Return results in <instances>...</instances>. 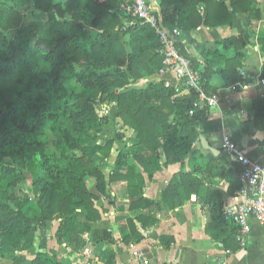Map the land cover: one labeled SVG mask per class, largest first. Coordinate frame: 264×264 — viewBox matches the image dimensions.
I'll list each match as a JSON object with an SVG mask.
<instances>
[{"label":"trees","instance_id":"trees-1","mask_svg":"<svg viewBox=\"0 0 264 264\" xmlns=\"http://www.w3.org/2000/svg\"><path fill=\"white\" fill-rule=\"evenodd\" d=\"M5 1L13 6L0 4V73L5 78L0 84V105L5 109L0 116V161L10 159L14 166H0V216L6 217L0 231V257L11 256L16 264H22L23 258L9 249L31 250L36 225L43 228L52 220L61 221L57 243L76 251L83 247L80 239L90 232V223L100 220L99 211L91 203L96 196L87 191L85 178H93L96 193L105 194L106 184L97 159L109 158L114 140L83 145L90 131L102 122L95 112V103L117 104L118 118L135 132L139 142L130 155L142 157L139 163H126L122 154L117 156L112 174L120 176L124 168L125 172L120 183L124 203L119 202L118 190L111 204L118 214L116 222L128 221V210L139 211L136 221L141 229L148 230L158 223L160 205L178 209L194 189L211 185L214 177L223 175L216 161H207L192 151L200 138L198 125L208 119L210 112L208 107L198 104L199 93L191 90L179 96L164 82L132 86L158 74L163 68V55L158 37L150 27L130 20L128 24L119 13L121 0H67L58 7L54 0H31L36 11L45 15L55 11L59 17L44 34L37 22L21 27L22 7L30 0ZM154 1L162 25L170 33L176 29L170 7L185 8L186 13H191L199 2L207 8L204 20L208 26L232 25L233 15L222 0H192L183 5L179 3L185 0ZM227 1L236 12L258 17L254 10L256 0ZM78 11L89 14L87 25L75 19ZM11 31H17V35L8 40L5 33ZM117 31L123 34L121 42L112 36ZM177 44L180 53L199 72L205 94L217 93L211 85L214 75L222 76L227 84L235 79L242 53L234 39L218 41L215 50L196 46L204 60L203 69L187 55L179 37ZM19 53L23 56L18 59ZM71 81H75L76 91L66 88ZM253 108L264 119V96L253 99ZM152 120L154 131L149 139L151 133L146 124ZM70 152H79L80 156L69 159ZM186 159L192 164V172L180 171L174 176L160 204L144 196L145 178L141 170L151 177L156 170ZM24 172L32 177L36 199L26 194H8L25 179ZM229 194H233L232 188ZM200 205L209 218L206 235L225 248L231 247L237 228L224 216L221 193L205 190ZM125 233L121 231L126 245L131 240H143L139 233L134 239ZM40 248L45 249V242ZM101 260L104 264L114 261L108 252L101 254ZM32 264L62 263L52 252L37 254Z\"/></svg>","mask_w":264,"mask_h":264},{"label":"crops","instance_id":"crops-1","mask_svg":"<svg viewBox=\"0 0 264 264\" xmlns=\"http://www.w3.org/2000/svg\"><path fill=\"white\" fill-rule=\"evenodd\" d=\"M186 1L188 4L192 0L182 1L179 5L185 4ZM30 2L33 5L31 0ZM222 2L233 15L231 26H208L204 20L207 8L201 2L191 13H186L185 8L175 9L174 6H171L169 11L187 55L198 61L200 69L204 67V60L196 46H203L206 51L215 50L218 41L228 38L234 39L241 46L242 59L240 65L236 67L235 79L227 84L222 76H213L211 85L217 88V102L213 108L209 109L208 119L198 125L200 137L204 138L212 149L218 151V154L214 155L211 151L204 150L200 138L192 147V151L200 153L207 161L217 162L219 171L223 175L214 177L211 185L203 187L205 190H218L223 197V208H226L237 201L234 200V194L238 187V165L222 150L223 138L229 137L242 153L264 168V119H260L253 108V99L264 96V86L261 85V81H264V0H256L254 10L258 17L255 18L252 13L236 12L227 0ZM36 13L40 12L36 11ZM51 15L53 14L46 16L52 17ZM56 16L58 18L56 20H59L57 14ZM112 36L119 42L123 39V34L119 31L112 33ZM150 82H164L166 86L178 92L179 96L188 94L173 73L166 75L158 73L140 79L132 86L142 87ZM109 104L113 115L118 117L117 104ZM123 129L126 137H131V140L129 142H126V139L114 141L111 154L108 159H105L102 172L104 175H106V169L112 170L123 145L133 143L135 132L127 127ZM141 171L145 178L144 196L160 204L162 194L170 180L180 171L192 172V164L189 159H186L181 163L156 170L151 177H148L143 170ZM118 177L112 174L111 183L115 181L116 184L107 187L106 200L102 201V206L97 208L100 220L90 223V232L82 236V239L88 241L93 248L86 247L91 252L92 260H98L100 264H104L101 254L108 252L113 256V264H264V232L258 222L249 220V232L244 237L243 243H239L235 237V241L229 248L223 247L206 235L205 228L209 218L208 214L201 209L202 194H199L197 189L190 193L188 201L178 209L169 210L160 205L161 210L157 215L158 223L154 227L143 230L139 225L137 226L143 240L139 243L124 244L118 227L119 223L115 221L118 214L111 205L115 201L116 191L119 190V197L123 195L120 184L123 176L119 179L120 181L117 180ZM230 188L233 189L232 195L229 194ZM134 212L126 211V218ZM257 225L260 227L258 228ZM54 238L55 246L48 245L46 240L45 249L34 250L36 247L34 243L30 251L23 252L20 256L24 260L22 264H32L33 256L30 259L27 256L32 251L36 255L48 253V247L55 252L58 243L55 235ZM161 238H164L165 245L161 243ZM83 252L80 263L86 264L92 261ZM69 259L71 264L77 262L75 257Z\"/></svg>","mask_w":264,"mask_h":264},{"label":"built area","instance_id":"built-area-1","mask_svg":"<svg viewBox=\"0 0 264 264\" xmlns=\"http://www.w3.org/2000/svg\"><path fill=\"white\" fill-rule=\"evenodd\" d=\"M119 13L125 17V20L137 21L155 32L163 55V68L159 74L173 73L185 90L199 93L200 106L211 109L216 105L217 94L207 95L203 92L199 72L192 68L190 60L178 49L179 35L176 30L170 33L163 27L161 16L153 0H121ZM261 85L264 86V81H261ZM222 150L238 165V187L234 194V200L237 201L223 208V213L225 218L237 228L236 240L243 243L244 237L249 232V220L258 222L264 232V168L242 153L227 136L223 138ZM83 253L92 260L88 248L84 249ZM86 264H100V262L92 260Z\"/></svg>","mask_w":264,"mask_h":264},{"label":"rangeland","instance_id":"rangeland-1","mask_svg":"<svg viewBox=\"0 0 264 264\" xmlns=\"http://www.w3.org/2000/svg\"><path fill=\"white\" fill-rule=\"evenodd\" d=\"M66 2V0H54V4L56 7L59 6V4H64ZM1 5L7 6V7H11L13 6L10 2L5 1V0H1L0 1ZM22 10L24 11V19L23 22L21 24V27H25L28 24L32 23V22H37L40 26H41V32L42 34H44L46 28L50 25V23L52 22V20H56L58 19L56 16V12H52L50 16H46L44 14L41 13H36V11L33 8V5L31 4V2L29 1V3H26L23 5ZM76 20H82L86 25L88 24L89 21V14L86 12H82V11H78L76 16H75ZM131 22H129L128 20V24H130ZM127 24V21H126ZM17 35V31H11V32H7L5 33V36L8 40H12L13 38H15ZM32 46V44L30 45V47ZM22 55V53H19L17 55V58L19 59ZM77 71H80V68L76 67ZM5 82V78L3 77V75L0 73V84H3ZM66 88L68 90H74L76 91V83L75 81H71V82H67L66 83ZM94 108H95V112L96 114L102 118V122L101 124H99V126L97 128H94L90 131L89 136L87 137V139H85L83 141V145L86 146H93V145H98V144H103L105 141L112 139L114 141H116L115 139L119 138L120 140L122 139H126V142H129L131 140V137H126L125 133H124V125L122 124V122L120 121V119L118 117H115V115H113V113L111 112V107L109 103H95L94 104ZM5 111L4 107L2 105H0V116L1 114ZM154 120L149 121L146 125V129H149L150 131V137L149 139H151L152 132L154 131ZM44 132L46 131V128H44ZM135 134V133H134ZM49 137V134L48 136ZM148 137V136H147ZM133 143L131 145H123V148L121 149V151L118 154H122L123 160L126 163H132L133 161L136 163H139V161H142V157L141 155L138 156H134L132 157L130 155V150L132 148H135L138 145V140H137V135H133ZM125 142V143H126ZM80 156L79 152H70L68 153V158L72 159V158H78ZM141 157V158H140ZM146 158V157H144ZM117 159V158H116ZM115 159V160H116ZM97 163L99 164V166L101 167V172H103V167L105 165V160L98 158L97 159ZM115 165V164H114ZM114 165L112 170H108L106 169V175H104L103 173V177H104V181L106 184V189L107 187H110L113 184H116L115 181H113V183H111L112 179V171L114 169ZM0 166L1 167H6V166H14L13 163L10 161V159H3L2 161H0ZM122 175L119 176L117 178L118 181H120L119 179L122 178L124 172H125V168L122 171ZM115 177V176H114ZM24 180L15 188L10 189L8 194L10 196H16V197H20L23 196L24 194L31 196L32 198H37L36 195L33 194L32 192V177L28 172H24ZM107 178V180H106ZM85 182H86V186H87V191L89 193H92L96 196V198L94 197L92 200V204L95 206V208L97 209L98 206L101 207L102 206V201L105 202L106 197V189H105V194L104 195H100L97 194L95 191V180L91 177H86L85 178ZM197 191L199 192V194H203L205 192V188L199 187L197 189ZM119 202L120 203H124V200L122 198L119 197ZM128 203V202H126ZM129 204V203H128ZM10 206V204H9ZM11 207V206H10ZM13 207H11L12 209ZM127 208H129V206H127ZM14 210V209H12ZM139 211H135L134 213H131L129 215V217H127V219H129L128 221H124V222H120L119 223V230L120 232L122 230H124L128 235V237H130L131 239H134V237H136V234H138V223L136 221V218L139 216ZM126 215V214H125ZM4 216V215H3ZM7 216V215H6ZM6 217H2L0 216V231L3 229L2 227L4 226V222H5ZM132 222V224L129 223ZM61 221L60 220H52L50 222H47V224L41 228L39 226L36 225V232H35V249H40V245L43 242H46V240L48 241V245L51 244L52 246H55V238L54 235L56 236L57 231H58V227L60 225ZM258 227V225H257ZM260 227V226H259ZM258 227V228H259ZM140 234V233H139ZM81 242L83 241V247L79 248L76 251H72L71 249L67 248L65 245H60L59 244L55 247L56 251L53 252L51 250L53 249H48L47 247V252L49 255L53 254L56 256L57 260L59 262H61L62 264H71V259H69L70 257H75V259H77V262L75 261V264H81L80 263V259H81V254L84 251V249L86 247L93 249L91 244H89L88 241H84L81 237ZM131 243H133V240H131ZM1 242H0V246H1ZM13 255L15 256H21L23 252L19 251L18 249H9ZM30 251V250H29ZM51 251V252H50ZM26 252V251H24ZM78 257H76V256ZM29 257V259L33 256V260H35L36 257V253H34V251H32L30 253V255H27ZM79 261V262H78ZM82 261V259H81ZM0 264H16L14 258H12L11 256H3L0 257Z\"/></svg>","mask_w":264,"mask_h":264},{"label":"water","instance_id":"water-1","mask_svg":"<svg viewBox=\"0 0 264 264\" xmlns=\"http://www.w3.org/2000/svg\"><path fill=\"white\" fill-rule=\"evenodd\" d=\"M200 142H201L202 148H203L204 150H209V151H211L214 155H217V154H218V151L212 149V148L208 145V143L204 140V138L200 137Z\"/></svg>","mask_w":264,"mask_h":264}]
</instances>
